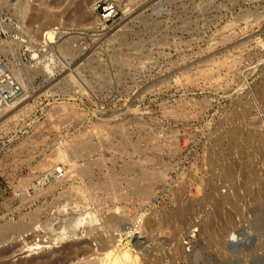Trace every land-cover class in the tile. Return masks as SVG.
Instances as JSON below:
<instances>
[{
	"label": "rangeland",
	"instance_id": "374dc122",
	"mask_svg": "<svg viewBox=\"0 0 264 264\" xmlns=\"http://www.w3.org/2000/svg\"><path fill=\"white\" fill-rule=\"evenodd\" d=\"M98 1L0 0L25 91L0 109V264H264L235 212L223 253L224 128L264 135V0H116L107 26Z\"/></svg>",
	"mask_w": 264,
	"mask_h": 264
},
{
	"label": "bare ground",
	"instance_id": "6f19581e",
	"mask_svg": "<svg viewBox=\"0 0 264 264\" xmlns=\"http://www.w3.org/2000/svg\"><path fill=\"white\" fill-rule=\"evenodd\" d=\"M54 38L55 31L53 29L48 30L44 35V41L48 44L52 43ZM12 105L13 104H11V106ZM231 120L232 118L230 121ZM224 129L223 184L227 190L223 192V253H227L225 251L227 248L226 245L228 243L227 237L231 235L233 237L235 233L239 232L238 228L240 221L237 220V218L235 219L236 215L234 212L238 214V217L239 214L244 216L243 218H246V221L249 222L248 224H250V227H253L255 223L264 224V135L258 133L256 129L246 130L243 126H240L236 120L234 123H231L227 128ZM248 147H252V150L247 151ZM79 149L81 150V148L78 146L77 150ZM257 153H260V155L258 154L259 157H257L259 158L258 160H256V158H252L254 157L252 155ZM251 213L252 218L249 215ZM169 226L167 228H169ZM36 245L37 249L41 248L38 243ZM71 253L72 252L68 253L66 257L71 255ZM111 254L112 251H109L107 253V257H110ZM46 260L44 263H34L35 261H33L30 264H48L49 262ZM62 263H65L62 262V259L53 261V264ZM116 263L117 262L114 264Z\"/></svg>",
	"mask_w": 264,
	"mask_h": 264
},
{
	"label": "built area",
	"instance_id": "2783aa9c",
	"mask_svg": "<svg viewBox=\"0 0 264 264\" xmlns=\"http://www.w3.org/2000/svg\"><path fill=\"white\" fill-rule=\"evenodd\" d=\"M99 18L105 26L113 24L119 16L120 7L116 0H99L96 6ZM25 93L22 85L14 77L7 64L0 58V109L7 108L12 102ZM68 176L65 165L59 164L54 167L51 178L63 180ZM43 180H38L36 186H41Z\"/></svg>",
	"mask_w": 264,
	"mask_h": 264
}]
</instances>
